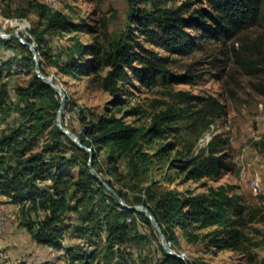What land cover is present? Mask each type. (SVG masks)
Masks as SVG:
<instances>
[{
  "label": "trees",
  "instance_id": "1",
  "mask_svg": "<svg viewBox=\"0 0 264 264\" xmlns=\"http://www.w3.org/2000/svg\"><path fill=\"white\" fill-rule=\"evenodd\" d=\"M199 1L206 6L186 16L181 9L156 7L150 11L148 0H128L126 30L110 43L108 50L98 41L86 44L76 35L72 36L75 41L72 56L66 60L60 56L54 62L57 75L80 79L110 67L103 81L112 99L104 114L90 117L82 109L79 132L65 120L70 104L68 95L62 120L79 135L84 145L93 149L92 163L102 177L128 204L149 207L170 242L177 244V230L181 229L190 242L204 240L212 251L237 250L249 241L245 231L249 206L237 186H211L200 194L176 189L157 191L148 186L141 189L146 199L133 202L106 178L99 156L106 148L110 168L107 174L117 175L118 162L124 159L133 178L139 181L144 172L165 168L170 182L180 179L182 183L203 179L218 181L232 171L230 140L225 133L213 137V132L208 131L200 140L199 148L208 145L197 156H191V148L186 153L179 149L185 130L200 122L208 129L224 116V105L216 98L179 92L177 102L164 110L150 112L140 104L132 105L139 93L160 82L192 81V75L176 74L169 69L171 55L187 56L204 51L209 41L227 42L264 24V0ZM38 9L39 16L46 21L45 27L42 31L32 29L33 37L26 38L38 44L41 68L46 74L44 63L53 56L45 48V35L94 34L96 27L86 19L75 23L47 4H38ZM158 13L162 14L161 18ZM16 45L31 52L17 38L0 37V47L12 49ZM236 63L247 75L264 72L262 59L250 60L237 55ZM13 64L27 69V63L16 58L9 63L8 72L0 67V80L11 72ZM16 92L19 103L15 111L19 120L0 136V196L19 206L21 223L32 238L40 245L63 249L70 264H95L102 251L103 264H112L121 254L122 245L138 236L145 238L139 233L140 222L150 226L158 238L143 211L123 207L93 175L89 166L91 153L58 128L61 95L36 73L27 86L17 87ZM8 96L7 84H2L0 111L6 107ZM174 152L177 153L175 158ZM71 166L80 169L76 177L69 173ZM71 211L80 214L83 226H74V231L91 241L89 249L63 245L66 234L72 230L67 222ZM207 228L214 229L202 234ZM104 233L105 239L102 238ZM95 238L105 240L101 251L93 246ZM163 263L210 264L184 261L168 255L164 249Z\"/></svg>",
  "mask_w": 264,
  "mask_h": 264
},
{
  "label": "rangeland",
  "instance_id": "2",
  "mask_svg": "<svg viewBox=\"0 0 264 264\" xmlns=\"http://www.w3.org/2000/svg\"><path fill=\"white\" fill-rule=\"evenodd\" d=\"M148 2L150 11L156 7H161L163 10L181 9L186 16H191L197 8L206 6L199 0H148ZM41 3L47 4L55 11H61L75 23L86 19L96 27L94 34L49 33L45 35V48L49 49L53 56L44 63L45 75L52 76L63 85L70 99L65 116L66 123L81 132L80 111L86 110L90 117L104 114L106 105L112 99L111 93L104 88L103 81L110 67H104L99 72L80 79H72L57 75L54 62L60 56L65 60L72 56L75 44L72 36L75 35L86 44L98 41L102 43L105 50H108L110 43L126 30L129 3L128 0H0L1 31L7 33L19 31L25 38L33 37L32 29L37 28L38 31H42L46 21L39 16L38 4ZM157 16L162 17V14L158 13ZM34 44L38 47L36 41ZM237 55L250 60L264 61V24L246 30L227 42L209 41L204 51H195L187 56L171 55L169 69L176 74L192 75V81L177 84L160 82L157 86L139 93L132 102V105L140 104L150 112L160 111L174 105L179 92H189L216 98L221 105H224L225 114L222 118L208 129L204 128L203 123L200 122L191 129L185 130L180 137L179 145V149L184 153L191 148V156H197L203 153L208 145L199 148L200 140L208 131L213 132V137L218 133H225L230 140L233 169L223 175L220 180L203 179L198 182L182 183L180 179H177L170 182L166 174L167 168H165L144 172L139 181L138 178H133L124 159L118 162L117 175L107 174L106 172L110 170L107 165V149L99 153L106 178L111 179L133 202H137L140 198L146 199L145 191L141 189L148 186L154 187L157 191L176 189L183 192L192 191L196 194L207 192L211 186L217 187L223 184L237 186V191L242 194L249 206L246 214L248 225L245 229L249 241L237 250L215 252L208 248L204 240L190 242L184 231L178 229L177 244L171 242V245L175 250L185 253L192 262L264 264V72L258 75H247L236 63ZM16 58L24 60L27 63V69L13 64L11 72L6 73L4 79L0 80V90L2 84H7L9 92L6 107L0 111V136L7 131L8 126H13L19 120V115L15 111L19 103L17 87L27 86L36 73L32 51L18 45L12 49L0 47V67L4 71L8 72L9 63ZM262 65L264 66V63ZM176 154V152L173 153L174 158ZM79 171L78 166L69 167V173L74 177ZM0 200L8 201L2 196ZM6 206L13 207V214L8 227L1 235L7 239L18 235L22 244L17 249L26 251L25 256L31 264H70L63 249L38 246L40 244L32 238L25 225L21 223L18 205L8 203ZM67 222L72 226V230L66 234L63 245L75 246L80 250L89 249L91 241L85 237H79L74 231V226H83L80 214L75 211L69 212ZM213 229L207 228L201 232L205 234ZM139 233L145 238L138 236L122 245L121 254L114 258L112 264H164V248L159 236L157 238L153 229L144 222L139 223ZM1 235L0 238L4 241L5 238ZM102 238H106L105 233ZM93 241V246L97 247V250L104 249L105 240L102 242L101 239L95 238ZM2 248L4 247L0 242V255L4 251ZM102 253L95 264H103Z\"/></svg>",
  "mask_w": 264,
  "mask_h": 264
},
{
  "label": "water",
  "instance_id": "3",
  "mask_svg": "<svg viewBox=\"0 0 264 264\" xmlns=\"http://www.w3.org/2000/svg\"><path fill=\"white\" fill-rule=\"evenodd\" d=\"M0 37L3 39L17 38L20 40L21 43H23L24 45L28 46L31 49V51L33 52V55H34V61H35V65H36L37 76L39 78H41L45 83L50 85L52 88H54L61 95V106L58 110L56 124H57L58 128L60 130H62L63 133L68 135L71 139H73V141L76 144H78L80 148L91 153V158L89 160V166H90V170L93 173V175L107 188V190L112 195H114V197L118 200V202L123 207H125L126 209H130V210L143 211L148 216L153 227L156 230V233L159 236L160 243L162 244L165 252L168 255L179 257L182 260L187 261L188 258H187L185 253L179 252L172 247L171 242L168 240L167 236L165 235L162 226L156 220L155 216L153 215V213L151 212L149 207H147L144 204H137V205L128 204L119 195V193L102 177V175L98 172V170L93 166V163H92V159L94 157L93 149L84 145L82 143L80 137L75 132H73L68 126H66L63 123L62 116H63L64 108H65L67 100H68V94L65 91L62 84L60 85L59 83L55 82L53 80L52 76H48V75H45L43 73L42 68H41V57H40L38 47L33 42L27 41L25 36L23 34H21L19 31L7 33V32L1 31V28H0Z\"/></svg>",
  "mask_w": 264,
  "mask_h": 264
},
{
  "label": "crops",
  "instance_id": "4",
  "mask_svg": "<svg viewBox=\"0 0 264 264\" xmlns=\"http://www.w3.org/2000/svg\"><path fill=\"white\" fill-rule=\"evenodd\" d=\"M0 203H7L5 205H8V201L3 202L0 200ZM12 204V203H9ZM4 237V241H0L2 243V246L4 248V251H2L0 255V264H31V262L28 261V257L25 256L26 251L24 250H18L17 247L21 246V239L16 236H12L11 238L7 239L4 235H1V237ZM0 240H2L0 238ZM41 246V245H38ZM18 250V251H17ZM16 252V254H14Z\"/></svg>",
  "mask_w": 264,
  "mask_h": 264
},
{
  "label": "built area",
  "instance_id": "5",
  "mask_svg": "<svg viewBox=\"0 0 264 264\" xmlns=\"http://www.w3.org/2000/svg\"><path fill=\"white\" fill-rule=\"evenodd\" d=\"M12 214H13L12 206H6L4 203H0V235L8 227V223L11 219Z\"/></svg>",
  "mask_w": 264,
  "mask_h": 264
}]
</instances>
